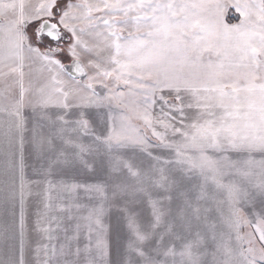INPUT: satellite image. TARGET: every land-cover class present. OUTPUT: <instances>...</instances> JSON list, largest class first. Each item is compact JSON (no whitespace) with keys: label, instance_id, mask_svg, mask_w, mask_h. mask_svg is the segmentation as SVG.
Returning a JSON list of instances; mask_svg holds the SVG:
<instances>
[{"label":"snow or ice","instance_id":"6c2138e0","mask_svg":"<svg viewBox=\"0 0 264 264\" xmlns=\"http://www.w3.org/2000/svg\"><path fill=\"white\" fill-rule=\"evenodd\" d=\"M0 264H264V0H0Z\"/></svg>","mask_w":264,"mask_h":264},{"label":"trees","instance_id":"16d2710c","mask_svg":"<svg viewBox=\"0 0 264 264\" xmlns=\"http://www.w3.org/2000/svg\"><path fill=\"white\" fill-rule=\"evenodd\" d=\"M229 22H235V19L231 17V14H230Z\"/></svg>","mask_w":264,"mask_h":264}]
</instances>
